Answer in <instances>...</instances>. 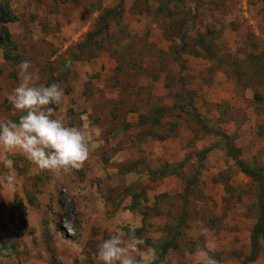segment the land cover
Returning a JSON list of instances; mask_svg holds the SVG:
<instances>
[{
    "label": "rangeland",
    "instance_id": "374dc122",
    "mask_svg": "<svg viewBox=\"0 0 264 264\" xmlns=\"http://www.w3.org/2000/svg\"><path fill=\"white\" fill-rule=\"evenodd\" d=\"M2 5L16 21L0 47V120L21 115L7 97L29 60L36 83L64 89L54 118L91 139L89 158L68 173L10 157L17 181L14 191L0 184V264H101L98 245L116 231H135L156 264H193L200 226L213 230L218 264H242L256 186L188 110L192 100L264 169V0ZM252 264H264V244Z\"/></svg>",
    "mask_w": 264,
    "mask_h": 264
},
{
    "label": "clouds",
    "instance_id": "9594fccd",
    "mask_svg": "<svg viewBox=\"0 0 264 264\" xmlns=\"http://www.w3.org/2000/svg\"><path fill=\"white\" fill-rule=\"evenodd\" d=\"M18 67L19 83L7 99L21 115L18 120H0V166L9 170V174L0 176V184L9 191L15 190L17 181L12 155H22L40 170L68 173L81 168L89 158L91 139L86 129L54 118L55 108L50 105L62 104L65 96L59 83H36L39 76L29 60ZM197 231L204 243L193 254V264H218L213 230L200 226ZM144 244L135 231L126 236L116 231L98 245L97 259L101 264H156L158 256L152 249L144 250Z\"/></svg>",
    "mask_w": 264,
    "mask_h": 264
},
{
    "label": "trees",
    "instance_id": "16d2710c",
    "mask_svg": "<svg viewBox=\"0 0 264 264\" xmlns=\"http://www.w3.org/2000/svg\"><path fill=\"white\" fill-rule=\"evenodd\" d=\"M111 11V10H110ZM108 11V13H111ZM106 22V18H103ZM16 21V17L12 15L8 5H2L0 7V31L1 40L0 47L11 40L10 32L6 26L8 23ZM191 99V98H190ZM193 101H190V108L188 113L192 120L197 124L200 130L206 134L214 135L220 139V144L227 157L232 160L238 170L256 186L257 190V221L251 231L250 235V249L248 255L243 259L242 264H252L260 256L262 245L264 244V169L257 165H250L246 163L241 155L240 150L236 147L232 139L226 134L214 130L208 126L206 121L199 114L194 107ZM207 151L201 153V160H204ZM189 189V187L187 188ZM167 248L163 249L162 255H165Z\"/></svg>",
    "mask_w": 264,
    "mask_h": 264
}]
</instances>
